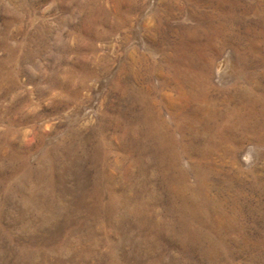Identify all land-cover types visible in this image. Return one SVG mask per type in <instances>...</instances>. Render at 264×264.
Segmentation results:
<instances>
[{
    "label": "rangeland",
    "instance_id": "1",
    "mask_svg": "<svg viewBox=\"0 0 264 264\" xmlns=\"http://www.w3.org/2000/svg\"><path fill=\"white\" fill-rule=\"evenodd\" d=\"M0 264H264V0H0Z\"/></svg>",
    "mask_w": 264,
    "mask_h": 264
}]
</instances>
